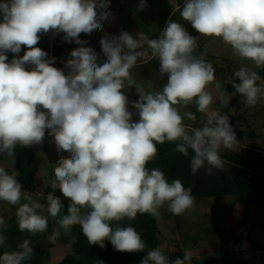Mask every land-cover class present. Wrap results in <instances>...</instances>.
<instances>
[{"label":"clouds","instance_id":"clouds-1","mask_svg":"<svg viewBox=\"0 0 264 264\" xmlns=\"http://www.w3.org/2000/svg\"><path fill=\"white\" fill-rule=\"evenodd\" d=\"M109 4L110 0H0V155L14 162L18 145L32 147L42 144L46 135L52 137L60 155L49 186L69 203L67 214L61 215V198L47 194V213L60 216L51 243L57 242L61 230L68 235L79 226L90 245L104 248L109 241L119 252H145L147 245L137 230L120 222L138 214L158 216L165 205L173 215H182L195 204L192 189L181 180L169 181L159 167H147L157 156V144L174 142V151L185 157L191 150V173L206 168L212 175L213 169H224L221 149L232 150L239 141L229 115L210 108L214 98L207 88L214 81L217 89L221 84L213 65L196 54L197 38L183 23L169 19L155 39L141 32L105 33L99 41L102 61L85 46L88 42L80 34L103 31V22L111 16ZM146 7V0H140L136 11ZM179 16L198 34L221 38L234 55L264 68V0H183ZM50 31L78 45L63 68L55 67L56 58L36 47L41 35ZM22 46L26 50L19 56ZM9 52L14 54L10 60ZM151 60L159 62V76H167L159 90H147L132 75L138 64ZM228 83L244 97L245 105L264 103V78L256 71L242 66ZM132 87L139 97L135 101L125 94ZM193 103L204 116L198 127L184 122L197 119L193 112L182 111ZM22 188L18 172L0 166V201L18 206L19 231H47L48 216L41 214L45 205ZM6 239L0 234V246ZM18 247L20 251L0 253V264L31 259L34 249L28 239ZM191 261L189 251L170 259L156 247L139 264Z\"/></svg>","mask_w":264,"mask_h":264},{"label":"rangeland","instance_id":"rangeland-1","mask_svg":"<svg viewBox=\"0 0 264 264\" xmlns=\"http://www.w3.org/2000/svg\"><path fill=\"white\" fill-rule=\"evenodd\" d=\"M122 2L125 3L127 9L121 14L123 22L120 25L121 28L117 32L107 33L119 34L123 30L133 36L141 32L150 38H158L161 31L159 23L163 22V12H160L157 18L150 20L152 23L145 29L138 20L141 19L142 23L147 20L145 16L146 9L161 10L160 0H146L147 7L141 13L134 12L140 0H122ZM171 2L169 0L162 2L165 9L172 6ZM130 8L133 11H129ZM127 18L131 19L128 20ZM104 34V32H99L98 29L90 35L80 34V39L88 42L85 46L93 48L101 61L104 56L99 41ZM200 36L203 41L197 39L196 54L203 55L213 65L216 81L221 84V87L217 89L214 81L207 88L214 98V103L210 108L219 111L221 114L229 115L239 141L238 145L232 150L221 149V155L222 157L225 154L232 155L234 152L243 155L255 163L251 164L250 168L259 171V173L264 172V103L257 104L254 107L247 106L243 103L244 97L236 93L231 84L228 90L229 79L233 78L234 71L239 70L240 67H247L257 73L262 68H257L252 61L242 60L234 55L231 46L224 43L221 38ZM44 37L45 34L41 35L36 47H41ZM201 43L205 46L202 47ZM76 47L78 45H73L69 53ZM25 50L26 47L22 46L19 56H22ZM13 55L12 53L8 55L9 60L12 59ZM158 69L159 62L151 60L148 63L138 64L132 70V75L147 90L153 88L159 90L167 83V76L160 77ZM125 94L128 96L129 101H135L139 98L135 87L128 89ZM225 103L227 104L226 107L224 106ZM192 105L189 104L182 111H192L194 109ZM129 107L130 110L135 111L131 109V105ZM202 117H204L203 114ZM134 119H138V117L134 116ZM184 122L193 125L187 119ZM19 151L26 152L31 159H34L31 165L38 172L35 190L25 191L22 189V191L45 205V209L41 214L48 216V228L47 231L36 235H31L27 231L20 232L15 215L18 206L0 201V218L4 220V224L0 225V234L7 238L5 244L0 246V253L20 251L21 249L18 246L23 240L28 239L34 251L31 259L24 261L23 264H31L35 259L41 261V264H59L72 251V246L67 244L65 240L62 241L61 236L55 244L49 241V237L52 235L53 229L57 227L59 219L58 217L53 218L47 213L46 197L50 192V181L54 178V175L51 176L53 166L60 154L57 153L52 137L47 135L40 145H33L32 147H20L18 145L15 150V157ZM62 155L65 156L68 153H62ZM155 161L154 158L147 167H156ZM240 164L239 166L242 165ZM16 168L18 169V165ZM16 168H14L15 171ZM239 168L241 169V167ZM177 170L180 171L179 168ZM247 171L249 178L260 184L263 192L259 198L246 197L235 193L236 191L229 195L217 194L213 191L210 193L205 178L199 179L197 176L193 180L187 179L177 172L173 179L181 180L185 187L192 189L195 204L192 209L182 215H173L167 210L166 205L159 210L160 214L155 216L158 231L157 243L154 248H161L169 258L176 257L179 252L189 251L192 254L191 264H206L208 261H210L209 264H264V175L255 173L249 168ZM51 190L54 195L61 198L64 204L65 202L69 203L58 189ZM21 202L26 201L22 199ZM237 241L242 242V244L247 243L250 247L249 259L242 258L241 253L233 249V244ZM105 242L107 243V241ZM44 249L48 250L49 253L44 252Z\"/></svg>","mask_w":264,"mask_h":264},{"label":"trees","instance_id":"trees-1","mask_svg":"<svg viewBox=\"0 0 264 264\" xmlns=\"http://www.w3.org/2000/svg\"><path fill=\"white\" fill-rule=\"evenodd\" d=\"M179 1L183 2V0ZM259 75L264 78V68L259 72ZM192 107L194 109L191 112L196 115L197 119L196 121L190 122L193 123L194 127L201 126L200 122L204 117H202L201 113L197 112L194 103ZM174 147V142L170 143L165 141L163 144H157L158 153L155 157V164L156 167H159L165 173L167 179H173L176 173L179 172L187 179L193 180V178L197 176L199 179L205 178L207 185L209 186L208 188L210 189V193L213 191L217 194L221 193L229 195L236 191L235 193L237 194L239 193L246 197L253 198H259L262 194L263 191L260 188V184L249 178L247 170L249 168L255 173H259V171L250 168L249 166L255 163L248 160V158H245L243 155L235 152L232 155L225 154L222 157L225 161L224 169L222 171L213 169L212 175L206 174V168L200 169L196 174H192L190 169V160L193 153L189 150V155L185 157L183 154L174 151ZM4 159H7V157L5 158V155H0V161ZM15 161L18 165V180L23 186L22 189L25 191H34L37 186L35 181V169H33L31 165L32 162H34V159H31L26 152L19 151L15 157ZM239 163L242 165L240 164L241 166H239ZM239 167H241V169ZM178 168L180 171L177 170ZM259 174L264 175V172ZM51 176H53V174ZM49 191L52 192L50 188ZM64 205L65 207L61 215L67 214L68 203L65 202ZM58 219H60V216H58ZM120 224L121 226H128L131 224V226L137 230L147 245L145 252H119L112 247L109 241H107V243L105 242L106 246L104 248H101L98 245H90L80 231L79 226H74L68 235H65L63 230H61L60 236L62 241L65 240L67 244H70L72 246V251L59 264H97V261H103V264H139L146 252L152 250L156 246V236L158 231L157 220L155 216L150 214H138L134 220L129 221L125 219L120 222ZM44 252L47 254L49 253L46 249H44ZM183 255L184 253L179 252L176 257L170 259H175L177 257L182 258ZM31 264H41V261L35 259V261Z\"/></svg>","mask_w":264,"mask_h":264},{"label":"crops","instance_id":"crops-1","mask_svg":"<svg viewBox=\"0 0 264 264\" xmlns=\"http://www.w3.org/2000/svg\"><path fill=\"white\" fill-rule=\"evenodd\" d=\"M163 1H165V0H160V2H161L160 3V6L162 7L161 10L160 9H155V8L154 9L149 8V9H146L145 10V16H146L147 20L144 23H142L141 19H139L138 22L141 23V26L144 27V29H145L147 26H149L152 23L150 20L157 18L158 17V14L160 12H163V16H162L163 17V20H162L163 22H160L159 23V28H161V30L166 26V21H168L169 19L174 20L176 18L177 21H179V22H181V23L184 24V26L187 29V31L191 35L195 36L198 39V41L199 40L200 41H203V38L200 35H198V33L192 28V26H191V24L189 22H185V21H182L180 19L179 9H180V7H182L183 2H180L179 0H169V1H172L171 2L172 3V6L169 7L168 9H165V7H164V5L162 3ZM125 9H127V8H125V3L122 2V0H110L109 11L111 12V16H110V18L107 21L103 22V31H101L99 29H98V31L99 32H104V33H107V32H109V33L117 32L121 28L120 25L123 23L122 22V16H121V14L125 11ZM129 11H133V9L130 8ZM134 12L136 13V10ZM141 12L142 11H139L138 13H141ZM149 13H151V14H149ZM127 19L130 20L131 18H127ZM62 36H63V33L58 34V38H59V40L61 42L62 48L67 53H69L71 47L73 45H75V44H74V42H65L62 39ZM208 43H209V41L207 42V44ZM43 44H44V40H43V43H42L41 47L43 46ZM201 45H202V47L205 46L203 43H201ZM41 47H39V48H41ZM9 54L10 53H8L7 55H9ZM261 70H259L258 73ZM229 88H230V84L228 86V90H229ZM0 166L5 167V169L9 173L13 172L12 170H14V168L17 167L16 161L14 160V162H12L9 159H4V160L0 161ZM16 171L18 172V169L17 168H16ZM37 174H38V172L35 169V181L37 179ZM49 174H50V172H49ZM18 176H19V172H18Z\"/></svg>","mask_w":264,"mask_h":264},{"label":"built area","instance_id":"built-area-1","mask_svg":"<svg viewBox=\"0 0 264 264\" xmlns=\"http://www.w3.org/2000/svg\"><path fill=\"white\" fill-rule=\"evenodd\" d=\"M47 54L48 57H55V64L54 66L57 68H63L64 62L69 59V53H67L61 45V42L58 38V35L53 36L52 32L50 31L48 34L45 35L44 44L41 47ZM23 56V55H22ZM67 71V69H65ZM233 249L241 253L242 258L249 259L250 258V247L247 243L242 244V242L237 241L233 244Z\"/></svg>","mask_w":264,"mask_h":264},{"label":"water","instance_id":"water-1","mask_svg":"<svg viewBox=\"0 0 264 264\" xmlns=\"http://www.w3.org/2000/svg\"><path fill=\"white\" fill-rule=\"evenodd\" d=\"M209 263H210V261L206 262V264H209Z\"/></svg>","mask_w":264,"mask_h":264}]
</instances>
